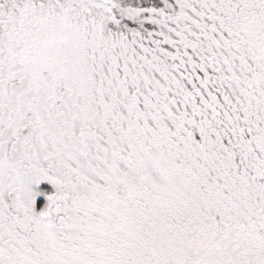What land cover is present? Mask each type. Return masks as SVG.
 Segmentation results:
<instances>
[{
    "label": "snow or ice",
    "instance_id": "snow-or-ice-1",
    "mask_svg": "<svg viewBox=\"0 0 264 264\" xmlns=\"http://www.w3.org/2000/svg\"><path fill=\"white\" fill-rule=\"evenodd\" d=\"M0 264H264V0H0Z\"/></svg>",
    "mask_w": 264,
    "mask_h": 264
}]
</instances>
